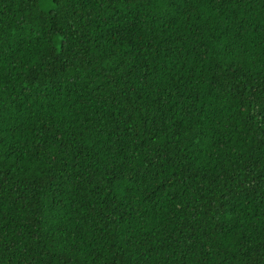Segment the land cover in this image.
<instances>
[{
	"label": "trees",
	"instance_id": "obj_1",
	"mask_svg": "<svg viewBox=\"0 0 264 264\" xmlns=\"http://www.w3.org/2000/svg\"><path fill=\"white\" fill-rule=\"evenodd\" d=\"M0 264H264V0H0Z\"/></svg>",
	"mask_w": 264,
	"mask_h": 264
}]
</instances>
